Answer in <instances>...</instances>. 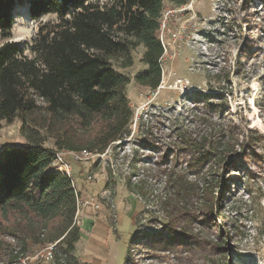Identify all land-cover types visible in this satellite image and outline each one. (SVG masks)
Instances as JSON below:
<instances>
[{
  "label": "rangeland",
  "instance_id": "374dc122",
  "mask_svg": "<svg viewBox=\"0 0 264 264\" xmlns=\"http://www.w3.org/2000/svg\"><path fill=\"white\" fill-rule=\"evenodd\" d=\"M246 1L189 0L176 6L163 0L162 76L154 92L134 83L145 70L141 47L132 53V67L115 66L129 80V136L107 148L102 158L85 164L68 160L79 194L76 257L82 263L125 264L130 239L146 234L154 239L134 244V264H264V10L258 0L245 8ZM56 20L53 15L31 20L18 7L10 37H0V45L14 42L28 49L38 30ZM210 123L213 135L237 139L234 150L244 156L210 167L195 165L188 148L212 130ZM21 126L19 119L2 124L0 149L24 146ZM246 128L252 132L249 142ZM41 135L44 147L57 151ZM165 169L173 178L185 177L199 187L205 178L211 185L206 197L217 198L214 229L200 224L197 214L204 207L191 201L182 242L163 240L166 220L160 204L171 193L164 184ZM211 241L218 246L212 248ZM18 251L13 239L0 234V264H9ZM46 252L36 250L29 264H52Z\"/></svg>",
  "mask_w": 264,
  "mask_h": 264
},
{
  "label": "trees",
  "instance_id": "16d2710c",
  "mask_svg": "<svg viewBox=\"0 0 264 264\" xmlns=\"http://www.w3.org/2000/svg\"><path fill=\"white\" fill-rule=\"evenodd\" d=\"M169 1L176 6L189 2ZM252 1L247 0L245 8ZM257 2L264 10V0ZM18 7L25 8L31 20L49 15L57 20L42 26L28 49L14 42L0 45V129L3 123L19 119L25 140L24 146H6L0 152V234L13 239L19 250L9 264H29L36 250L52 245V264H87L76 257L79 194L66 175L50 169L55 151L44 147L41 132L57 151L91 154H104L129 136L133 116L126 96L129 80L115 66L121 70L132 67V53L141 47L145 70L134 83L141 89L157 90L164 55L159 39L163 0L105 4L100 0H0L2 39H9ZM209 125L212 130L188 148L195 165L210 167L243 155L234 150L237 139L221 132L213 135V124ZM226 131L232 132L233 126ZM245 133L249 142L252 132L246 128ZM162 172L171 191L160 204L166 220L163 240L182 242L184 215L192 208L188 206L191 201L204 207L197 214L200 224L214 229L211 217L217 198L208 201L211 185L205 178L199 187L185 177L173 178L166 169ZM150 238L154 239L143 234L130 239L125 264H134L130 258L134 244ZM216 244L212 242V248Z\"/></svg>",
  "mask_w": 264,
  "mask_h": 264
},
{
  "label": "built area",
  "instance_id": "2783aa9c",
  "mask_svg": "<svg viewBox=\"0 0 264 264\" xmlns=\"http://www.w3.org/2000/svg\"><path fill=\"white\" fill-rule=\"evenodd\" d=\"M104 154L95 155L86 152L74 153V152L55 151L50 163V169L55 173L66 175L71 180L72 186L75 189V193L77 195V189L75 187V181L73 179L72 168L71 165L68 163V160H71L73 163L85 164L93 157L102 158ZM78 206H79V200H78ZM53 248L54 245L47 248L46 255H47V259L49 260L51 259V252Z\"/></svg>",
  "mask_w": 264,
  "mask_h": 264
}]
</instances>
